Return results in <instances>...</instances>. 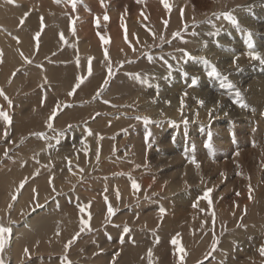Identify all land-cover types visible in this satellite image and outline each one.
<instances>
[{
	"label": "bare ground",
	"instance_id": "obj_1",
	"mask_svg": "<svg viewBox=\"0 0 264 264\" xmlns=\"http://www.w3.org/2000/svg\"><path fill=\"white\" fill-rule=\"evenodd\" d=\"M97 1L101 2V0ZM44 2L41 4L42 6L45 5ZM208 2L212 4L213 0H179L177 3L174 0H169V4L171 6V11L169 12L163 7V4L157 2L156 0L155 11L157 12L154 13V17L156 18L154 27H152L148 22H144V25L147 26V28L149 27L150 30L152 29L151 31L156 33V35L154 34L152 37H149V35L143 33L141 29H137L138 21L129 22V24L135 28L136 33H134L137 35V39L139 41L138 43L135 40V44L137 46L136 51L130 52L128 46H123L124 44L122 45V38L120 39V37H117L115 41L116 43L113 44L115 45L114 48H111L112 55L115 54L119 57V59H121L120 55H122L123 58H128L126 57L127 55L141 51V48L150 44L152 40L154 42V40L158 38L157 34L164 33L167 39V43L156 50L159 53L158 55H154L152 57V60H154L157 65L162 66L159 67L158 70H155V73L158 75L153 81V86L156 87L155 85L157 84L159 85V88L156 87L150 90L153 93L152 96H146L140 93V86L135 87L134 91H131V89L129 91V94H131V96L133 95L136 99L135 101L137 102L138 110L137 115L142 114L149 117L150 121H152L150 124H145L138 128L136 127L135 129H131L127 132L125 131L123 133H119V135H115L112 138L106 137L101 142V140H98V138L96 137V130H102V133L104 134L114 131L117 132V128L119 127L118 125L124 126L126 122H119L117 118L114 117V122L111 123V117L109 116L112 112H109V110H112V108L114 107H110V105H107V103L103 101H101V103L98 102L88 105L86 104L84 106V110H82V113H80L82 115L87 113L90 107L98 108L99 106H101L102 108L108 109L105 112L98 113L99 115H97V120L94 119L95 117L93 118L91 126L96 128L94 131V135L85 134L81 130L82 136L73 140V144L76 142L75 146L78 147L79 153L78 151H75V154L73 153L74 157H69L68 155L63 157L65 154L62 155L61 164L55 162L57 168H55L54 164L53 170L50 169L52 170L51 172L47 169L49 167V163L52 161L47 160L44 170H39L42 174L36 177L33 182L24 185L21 194L19 195L17 200L12 203L13 206L10 209L8 208V205L10 203L8 204L7 201H11V195L7 194L6 192L9 188L13 187V180L15 179L12 177V175L16 173L20 176L22 171H30V167L27 169V167L23 168L21 165L20 167H17V169H15V172L10 171L5 174V179L2 183L5 188V192L4 195H1L3 196V200L0 201V221H5L4 226L11 228V233L5 234L6 238L8 237L6 241V250L4 251L3 255L0 256V259H2L4 263L7 262V264H25V254L22 255L21 253L26 247L29 250L28 253H32L33 250H36L38 248L46 249L47 251L53 248H60L61 243H64L66 237L71 236L75 232L80 230L81 219L88 220L89 226H96L97 224H99L102 217H104L107 213V206L103 205V200H105L103 199L105 195L102 193L104 186H113L116 184L124 185V188L119 191L121 196L120 204L122 205L120 206L119 212L113 218L119 224H113L114 227L112 226V229L109 228L110 232L118 241L127 242L128 244L125 245L126 247H130V243H133L137 245L135 249H138L137 251L134 249L131 250L133 251L131 253L121 252L120 254L123 260L129 259L133 260V263L135 264L141 263V261H143V257L146 258L147 256L144 253V249L149 247L147 246V243H151L155 239H160L162 241H166L167 243V241L171 240L172 237L177 233L180 234L179 238L192 237V227L193 224L198 221V219L203 220L206 229L203 234H201V236L196 239V247L194 249V253H201L203 247L211 245L213 243V240L217 239L220 233L219 230L222 231L224 229L226 230V233L223 236L224 240L235 241L236 239H242L243 241H247L250 244L251 242L254 243L255 241L259 240L260 242L258 244H253L251 251L249 249V256L262 257L260 255L259 249L262 245H264V63H261L260 60L252 59L249 56H246L247 52L249 51L246 45V38L247 34L251 33V42L256 49L255 52L259 53L261 57H264V21H256L254 24H248L247 26H245L244 30L239 31L236 34H233L231 32L229 37L226 36V34H219L216 40L224 37L222 45H219V48H221L219 50L216 49L218 48V45L215 44L216 41L215 43L211 42L210 44L202 45L201 42L205 41L206 39L213 40V38L210 37L211 32H209L208 30L198 29L199 31L196 30L197 33L194 35L191 33V27H185L182 31H179L181 35L183 34L182 38L184 39V41H178L176 38H174L172 33L175 32L176 29L181 25L178 22L180 21L179 19H181V17H179L178 11L179 9L182 10V8L177 4L181 3V5H187V9L195 7L194 9L198 11L197 16L202 18L205 17L204 14L207 15V13L211 10V6H209ZM1 4H5V0H0V10H3L4 8L1 7ZM10 4L7 3L6 5L7 14L10 13L9 8L12 10L16 9L15 6H10ZM21 4H23V2ZM25 4L26 3H24V5ZM104 4L114 15H119L120 12L117 9L111 7L109 0H104ZM250 4L254 5L255 0H251ZM148 6L149 5H147L146 8L142 7L141 12L143 11V13L146 14L149 11ZM49 7L50 9L54 8L52 5H50ZM24 8H26V5L25 7H23V9ZM32 11L33 10H31V12ZM19 12L21 13V15H23L20 10ZM220 13L222 14L224 12ZM37 14L38 16H32V20L30 19L31 26H33L34 29L40 27L38 17H40L42 13L37 12ZM190 14L191 13L189 12V15ZM104 15L105 12L102 13L103 17ZM163 17L168 18V25H165L163 23V21L165 20ZM189 18L186 20H189ZM96 25L99 29L97 32H106L108 26L106 20H101L100 24ZM52 29L53 28L48 31L49 34H51V32H54V29ZM147 30L148 29H146V31ZM19 33L21 32L19 31ZM24 37L22 39H24ZM42 37L44 38V36ZM25 39L27 40V38ZM59 39L60 38H58V40ZM3 40L4 39H2V41ZM148 40H150L149 43ZM7 41L9 42V40ZM30 41L32 42V40ZM54 41V43L56 44V39ZM84 41H87V43L84 45V48H88L92 45L90 44L91 42L88 39L85 38ZM142 41L144 42V44H142ZM13 42H15V40ZM31 42H28L27 44L31 45ZM17 43L19 44L20 41ZM117 43L119 45H117ZM7 44L10 45L9 43ZM23 44L21 45L23 46ZM45 44H47V42ZM97 45H95L94 43V48L89 52L98 57L97 61H100V59L102 61V59L104 58L103 49L106 45H103L102 47L101 39L100 45L98 46L99 48L97 47ZM40 49L44 50V52L46 50L49 51L45 48V46H41ZM78 49L80 51V54H86V58L88 56H92L94 58V55H89L86 52H82L81 47ZM121 49H123V51H121ZM179 49H184L185 51L190 53L192 57L197 59L185 58L183 53L179 51ZM223 50H227V52H224ZM243 50H247L245 54ZM229 52H234V54L236 55L230 54ZM159 56L161 59L159 58ZM7 57L8 56H6V58ZM200 57L206 58L211 65H214L220 73V76H207L206 73L210 70V67L202 60L198 59ZM147 59L148 57L146 56L140 58L137 67L148 66L147 64H150V61L149 59ZM85 60L87 59L83 58V60H81V63L86 62ZM159 60H161L162 63L158 62ZM165 61L167 63H165ZM8 63L10 62L7 61L6 64ZM99 64L100 62L94 66L93 71L95 73L94 75H92V79H90L94 82L95 85L100 83V80H102L103 78V75L101 73L97 74V68ZM169 66H171L170 69ZM59 67L62 66L59 65ZM54 68L55 67L53 65L47 64V68L43 67V69H41L43 71L37 70L36 75H41L43 73L46 75L48 74L49 76L54 75L57 72V69L54 70ZM65 71L67 72L66 68ZM170 72L171 75L169 77H164V74H170ZM0 73H2V71H0ZM185 73L187 75H185ZM23 74L24 73H22V75ZM4 77L6 78V75H4ZM19 77L21 76L19 75ZM57 77L59 76L57 75ZM66 77H68V75ZM193 77H198V83L195 86H190ZM224 77H227V80H225ZM92 81H90L89 84L93 83ZM228 83H231L233 87H228ZM119 84H121V76L120 81L116 86H118ZM116 86L115 81H113L111 83V90L116 91ZM236 91L240 92L241 98L248 105L247 108H241L238 104L233 103V100L236 99ZM184 93H187V95H184ZM154 96L158 97V99H156L155 101H153L152 99ZM29 98L31 99V97ZM182 98L183 107H181ZM197 100H202L203 104H198ZM36 101L34 102L36 103ZM152 102H155L156 105L151 106ZM45 104L48 105L47 103ZM165 105L167 109H165ZM119 114L125 115L124 113ZM158 116H160L162 120L158 119ZM183 116L192 119V124L190 123L191 121L189 122L190 124L181 123ZM89 120H87V122ZM123 120L124 119H122V121ZM174 120L177 121L176 126L172 125ZM106 122L108 123V125L106 124ZM149 131L154 135L156 134L157 140L156 142L154 141L155 143H153V140L155 138H153L152 140V138L150 137L148 141L145 140V134ZM16 134L17 133L15 132L14 135ZM108 139L114 142H110ZM52 140L53 139L51 138V141ZM111 143H114V145H110ZM97 145L99 147L98 149H100L99 152H97ZM54 146H56L58 152L59 149L56 142ZM111 147H114L113 149H116V147L123 148V156L119 158V161L117 158H115L116 154L113 153L114 156L113 154H110L112 151ZM131 151H133L132 154ZM85 152H88V157L86 156ZM83 155H85L86 157L80 160ZM193 157L199 164V168H197L190 162ZM102 158H106V161L105 163L100 164ZM148 159L153 162V169L156 171L155 178L156 182L158 183L155 184H157L156 186L159 185L160 187L159 190L151 189L152 195L157 198H155L156 200L159 201V204H157L156 207L148 206L151 201L149 199L146 200L143 197L135 201L132 199V192L130 193L129 189L126 188V186L131 183V180L134 179L136 173L134 175H129L130 173H121L122 175H117L118 177L113 176V178L111 179H109V177L101 179L100 176H97V172L100 173V171L107 173H116V170L119 169L117 167V164H119L118 166L121 167V170H124L123 168H128L129 170L132 168V166L134 167V165L138 164V171L135 172H142L141 170L144 169V166L142 165H145ZM26 162L29 164V161ZM38 164L39 163H37V165ZM79 164H81L80 166H83V168L79 167ZM60 172L61 174L63 173V175L65 174L66 177L68 176V179L65 180L64 178L65 181L63 179H58L59 177L57 178V174H59ZM221 173H224V175L222 176ZM50 176L52 178L51 184L49 183ZM85 176L88 177L87 179L85 178L86 180L76 184L77 179H83ZM147 179L148 178L144 176L143 180H141L142 182L140 184V194L142 195L143 193H146V190H148L149 182ZM37 184L41 186H38V189L40 187L38 197H36V195L33 196L34 185L36 186ZM98 185L100 186V189H95L96 186L97 188L99 187ZM152 188L155 187L152 186ZM207 188L213 189V191L209 194V197L212 200V208L209 209L208 201L203 200L202 198L198 201V207L194 208L193 203L197 202L198 198H195L193 200V193L197 192L200 195L199 197H202L204 191ZM130 189L132 190V187ZM63 190H66L65 196H60V192H63ZM54 193H56L55 195H59L46 203V197ZM213 193L214 195L212 196ZM237 193H239V195H237ZM108 194V198L110 199V201L108 202H110L112 206L116 200L117 192L114 190ZM35 197L37 198V204H33L38 206L39 209H37L30 215L27 214L22 216L21 212L25 208H28V204ZM62 198H66V200H74L75 203L63 205L61 200ZM89 202L90 206L87 207L83 213L80 212L78 206L89 205ZM250 204L252 205L251 213L247 210ZM66 206L68 207L66 208ZM160 207L166 209V213L163 216V219L159 217L158 210ZM200 209H204V211H200ZM212 210L218 211V214L214 218L211 215ZM242 218L243 223L248 226L247 230L240 228L242 226ZM225 219H230V221L227 226L221 227ZM125 225H127L128 228L129 226H132L133 229H130L128 233H124L123 228ZM158 226L159 230L156 233H152L151 229H154ZM183 226L187 227L188 233L181 236L184 233V231L181 229L183 228ZM142 227L144 228L141 229ZM57 231H59V235H56ZM180 240L184 241L187 239ZM228 246L232 247L233 251L228 250ZM118 247L120 246L118 245ZM223 247L224 251L229 252L230 256H235L246 251V249L244 248H234V245L230 243L228 245L224 244ZM189 255H192V250L189 252ZM98 256H101V254ZM61 257L63 258V255ZM215 260V256L210 259L212 263ZM145 261L146 260H144L143 262ZM145 263L147 264V262Z\"/></svg>",
	"mask_w": 264,
	"mask_h": 264
},
{
	"label": "rangeland",
	"instance_id": "obj_2",
	"mask_svg": "<svg viewBox=\"0 0 264 264\" xmlns=\"http://www.w3.org/2000/svg\"><path fill=\"white\" fill-rule=\"evenodd\" d=\"M82 1L84 2L83 5H82L83 11L85 9V14L81 17V20L83 22H87V20L90 18V15H91V18L89 20H91L92 23L94 24V26L97 27L96 24L99 25L100 21L104 20V17L102 16L103 12L107 13V15L109 17V19L107 20V23H108L107 30H106V32H100V36H104L105 38L107 37V39L109 40V43L106 44L105 48L109 49L110 59L113 62L112 71H113L114 75L109 79V83L103 89V91L101 92V96H99V97L96 96L95 102L94 101L93 102L94 103H98V102L101 103V101L103 100V97L110 98V104L109 105H110V107L111 106L114 107V108H112V110H109V112H112L111 115L109 116V117H111L110 122L111 123L114 122L113 118L115 117V118H117V120L119 122H126L127 123V124L125 123L124 126L123 125L122 126L118 125L119 127L117 128L118 129L117 132L114 131L115 134H110L111 137H108V138H112L115 135H119V133H123L125 131L127 132V131H129L131 129H135L136 127L138 128L140 126L145 125V123L143 122V119L137 120L135 118L136 116L144 117V115H142V114L137 115V112H138V110H137V102L135 101L136 99L134 98V96L133 95L131 96V94H129V91H130V89H131V91H134L135 87L140 86V88H141V89H139L141 91L140 93H142V94H144L146 96H152L153 93L150 90H152V89H154L156 87L159 88V85H157V84L155 85L156 87L153 86V81H154V79H156V76L158 75V74L155 73V70H158L159 67H162V66L161 65H157L154 62V60H152V59L149 60L150 64H147L148 66H146V67H137V65H138V63L140 61L139 59L144 57V56L153 57L154 55H158L159 53L156 50L158 48H161L165 43H167L166 42L167 39H166L164 33H159V34H157L158 38L155 39L154 42L152 40L150 42V44H148L147 46L141 48V51L135 52L134 54L131 53V54L127 55L126 57H128V58H123L122 55H120L121 59H119V57L116 56L115 54L114 55L111 54L112 53L111 48H114L115 45H113V44L116 43L115 41H116L117 37H120V39L122 38V40H121L122 41V45L124 44L123 46H128V49H130L129 50L130 52L133 51V48L137 49V46L135 44L136 41L139 43V41L137 39L138 38L137 35L136 34L133 35V33L135 32V28L133 26H131L129 24V22L138 21V23H137L138 24L137 25L138 28L137 29H141L143 31V33L149 35V37H152L154 34L156 35V33L151 31L152 29L150 30L149 27L147 28V26L144 25V22L146 21L152 27H154V22H155V19H156L154 17V13L157 12V11H155L156 10V4H155L156 0H142L141 3H138L137 0H109L111 7L117 9L120 12L119 15H114L110 10H108V8H107V6L105 4H104V6H102L101 2H99L97 0H82ZM174 1L177 3L179 0H177V1L174 0ZM157 2L161 3V0H157ZM250 2H251V0H213L212 4L210 2H208L209 6H211L210 12H208L207 15L203 13L205 15V17H202V18L197 16L198 15L197 14L198 11L196 9H194L195 7L187 9L188 8L187 5L184 6V5H181V3L180 4L178 3L177 5H179L182 8L183 12H181V9H179V11H178L179 17H181V19H179L180 21H178V22L181 25L179 24L180 26L176 29L175 32H177V31L179 32L180 30L182 31L185 27H191V30H192L191 33L192 34L193 33L196 34L197 33L196 30H198V29L199 30L200 29L201 30L202 29L203 30H208L209 32L212 33L210 37L213 38V40H207L206 39L205 41L201 42L202 45H207V44H210L211 42L215 43V41H216L215 44L218 45V48H216V49L219 50V49H221V48H219V45H222V42L224 41V37L221 36L222 38L221 39H217L218 40V42H217L216 38H218L219 34H226V36L229 37L231 32L233 34H236L239 31L244 30L245 26H247L248 24H254L256 21H264V0H255V4L254 5H251ZM88 4H89V6L90 5L92 6V9L90 10V15L88 14V9H89L87 7ZM147 5H149L148 6V10L150 12L148 11L146 14H144L143 11L141 12V10H142V7L146 8ZM188 10L191 13L190 15H189ZM220 12H224V13L225 12H230L238 20L239 27H236V26L232 25L231 23H229L226 19H224L223 15H222L223 13L221 14ZM82 13H84V12H82ZM140 13H143L144 15L141 16ZM122 15H124L125 26H126V29H127V36H128V42L127 43L125 42V39H124L125 29L121 28V18L120 17ZM180 15H182V16H180ZM191 15H192V18H191ZM211 15H212V17H211ZM137 17H138V19H137ZM144 17H147V19H145ZM163 18L169 22L167 17H163ZM188 18H189V20H186ZM181 27H182V29H181ZM146 29H148V30L146 31ZM154 29H156V28H154ZM234 31H236V32H234ZM161 34L164 36V40L163 41H161L160 38H159ZM180 35H181V33H180ZM180 35L177 36V37H174V38H176L178 41L179 40L184 41V39L182 38L183 34L181 36ZM149 41L150 40H148V43H149ZM231 41H234V40H231ZM86 43H87V41L84 42L83 44L85 45ZM129 44H131V47L129 46ZM142 44H144L143 41H142ZM117 45H119V44L117 43ZM93 48H94V46H93ZM88 50H90L89 47H88ZM255 50L256 49L254 47L253 51H255ZM223 51L227 52V50H223ZM246 51L247 50H243L244 54H245ZM82 52H84V51L82 50ZM140 53H145V55L144 56L140 55ZM230 54H234V52H232ZM234 55H236V54H234ZM246 56H248V55H246ZM159 58H160V56H159ZM94 59L98 60V58H94ZM119 61H126V62H124L122 65H118L117 62H119ZM158 62L162 63L161 60H159ZM96 64H97V62H96ZM129 73L139 74L140 80L133 79L130 75H128ZM101 74L103 75V78L101 80V84H102L103 80L105 79V77L107 75L106 65L101 67ZM57 75H58L57 73L54 74L53 80L58 79ZM170 75H171V72H170V74L169 73L164 74V77H166V76L169 77ZM120 76H121V84L116 86L118 84V82L120 81ZM161 77H162V75H161ZM88 80H90V78H88L86 81H88ZM143 80H146L147 83H142L141 81H143ZM113 81H115V86H116L115 90L116 91L111 90V83ZM126 87H128V88H126ZM126 89H127V91H126ZM110 92H113V93H110ZM152 99H153V101H155L156 99H158V97L154 96ZM131 101L133 103L134 102L135 103L133 104ZM2 102H4L3 103L4 104V108L5 107L8 108V103L6 101H2ZM86 104L87 105L88 104H92V102H89V103L85 102L84 106ZM155 105H156L155 102L151 103V106H155ZM4 108H2L3 111L5 110ZM92 108L93 107H91L92 111H96V110L98 111V109H100L99 113H102V112H105V111L108 110V109L106 110L105 108H102L101 106H99L98 108L94 107L95 109H92ZM165 109H167L166 105H165ZM119 113H124L125 115H123V114L120 115ZM94 117H92L91 120H89L85 124L80 123V124H73V126H71V128L68 131H70V133L72 132V134L74 135L73 136L74 139H72V137H69L70 136L69 133L66 132L67 138H66L65 141H62L61 140V135H59L57 133L55 134L56 138L55 139L52 138L53 139L52 141L49 138H47L46 140L40 141V145H39L38 149H40L41 151H39V150H36V151H38L40 154H42V160L45 161V163H46L47 160H51L52 162H50L49 165H51V169H52L54 164H55V168H57L56 163L61 164L62 155L65 154L63 157H65L66 155H68L69 157H74L75 151L76 152L78 151V147L75 146L76 142L74 143V145H71V143H73L72 140H75V139L80 138L82 136L81 130L85 134H89L88 130L91 129V135H94V131H95L96 128L92 127L91 124H92L93 118L95 120H97L98 116L95 115ZM128 117H130V118H128ZM158 117H159L158 119L162 120L160 116H158ZM122 119H124V120L122 121ZM185 119H187V120H185ZM127 121H129V122H127ZM185 121L187 123H189L191 121L190 123L192 124V119L183 116L181 123H185ZM176 123H177V121L174 120L172 125L176 126ZM106 124L108 125L107 122H106ZM88 126H89L90 129L88 128ZM53 131L54 130L51 129V131L49 133H51ZM63 133H65V132H63ZM96 133L97 134L98 133H102V130H99V131L96 130ZM106 135H107V133L106 134L102 133L101 142H102V140L104 138H106ZM108 135H109V132H108ZM151 138H152V140H153V138H155L153 140V143H155L156 140H157L156 139V134L154 135L153 133H151ZM81 141H83V140H81ZM47 142L49 144H52L51 145L52 147L50 146V147H47V149H46L45 146H46ZM55 142H57V143L60 142V145H61L60 146L58 144V149H59L58 152H57L56 146H54ZM111 144H113V143H111ZM98 148L99 147L97 145V149ZM113 148L114 147H111L112 151L110 150L111 151L110 154H113V153L116 154L115 158H117L118 161H119L120 160L119 158H121L123 156L122 155V153H123L122 149L123 148H121V147H119V148L116 147V149H113ZM70 149H72V150H70ZM1 150H4V148H1ZM48 151H49V153H48ZM99 151H100V149H99ZM78 153H79V151H78ZM132 153H133V151H131V154ZM48 154L50 156L49 158L47 156ZM85 154H86L87 157L89 156L88 152H85ZM114 154H113V156H114ZM53 156H55V157H53ZM86 156L83 155L80 158V160H82ZM31 159H32V157H30L28 155L19 154L18 156L15 157V162H14L15 163V165H14L15 167L14 168L17 169V167H20L21 164L24 161H30ZM102 160H104V161H102ZM105 161H106V158H102L101 161H100V164L105 163ZM148 161H147V163L145 165H142V166H144V169L141 170L142 172H140V171L139 172H135V171H138L137 170L138 169V164L134 165V167L132 166V168L129 169V170H128V168L127 169L123 168L124 170H121V167L118 166L119 164H117V167L120 169V170L118 169L119 171L116 170L117 174L115 172L107 173V172L100 171V173L97 172V174H98L97 176H100L101 179L108 178V177H109V179H111V178H113V176L116 177L117 175L118 176L122 175L121 173H123V174L124 173L125 174H129L130 173L129 175H131V174L134 175L136 173L135 176H134V179L137 181V183L139 185L141 184V182H142L141 180H143L144 176L147 177L148 178L147 180L149 182L148 183V190L149 191L146 190L145 191L146 193H143V195L140 194V189H139V191H136L134 193V190L130 189L131 188V185H130L131 183L129 185H127L126 188L129 189L130 193L132 192V197H133L132 199L134 201L143 197L146 200L149 199V200L152 201V202L150 201V204L148 206L156 207L157 204H159V201L156 200L157 198L152 195L151 191L153 189L154 190H159L160 187H159V185L156 186L158 183L156 182V178H155L156 171L153 169V162H151L150 159H148ZM80 165L81 164H79V167L83 168V166H80ZM135 166H137V167H135ZM144 171H146V172H144ZM147 171L150 172V173H148ZM57 175H58L57 178L59 177L58 179H61V180L62 179L64 180V178H65V180L68 179V176L66 177V175L65 174L63 175V173L61 174V172L59 174H57ZM85 178L87 179L88 177L85 176L83 179H77L76 182L77 183L83 182L84 180H86ZM155 183H157V184H155ZM123 186H124L123 184H118V185L116 184V185H113V186H111V185L107 186L106 185V186H104V189H103L102 193L105 196H107V198H108V195H109L108 193H110L111 191H114V190L116 192H117V190L121 191V189L124 188ZM152 186L155 187V188H152ZM3 188H4V186H3ZM10 189L11 188H9L8 190H10ZM95 189H100V186L98 188L96 186ZM65 191L66 190H63V192H60V196H65ZM20 194H21V191L19 193H17V195H18L17 197H19ZM36 194H38V193H36ZM36 194L34 192L33 196L36 195ZM58 195L59 194L55 195L54 198L57 197ZM213 195H214V193L212 194V196ZM199 196L200 195L197 192L196 193L194 192L193 195H192V198L194 200L195 198H198ZM119 197L121 198L120 193H119ZM120 198L117 199V195H116V200H115V202L112 205L113 209H115L116 211H115V214L111 217L110 221L106 222V216H107L106 215L107 213H106L105 216L102 217V219H101L99 224H97L96 226H89L91 228V231H88L87 229H85V231L80 234L79 238L73 244H71L70 247L67 250L64 248V244L65 243H63V244L61 243L60 248H57V249L53 248V249H49L48 251L46 249L38 248L36 250H33L32 253H28L27 254L28 256L25 255V259H24L25 264H55V263L65 264V259H67V261H70L71 264H83V263L84 264H89V263L90 264H120V263L121 264H135V263H133V260H129V259H124L123 260L120 253L121 252L122 253H124V252L131 253V252H133V251H131L133 249L137 251L138 249H135L137 247V245L133 244V243H130V247H126L125 245L128 244V243L125 242V241H121V242L118 241L115 238V236H113L111 234L110 229H109V228L112 229L113 224L114 225L119 224L113 218L119 212L120 206L122 205V204H120ZM36 199L37 198H33L31 200V202L28 204V207L31 206L30 210H28L26 213L23 212L24 214L21 212L23 215H27V214L30 215L33 212H35L37 209H39V207L35 205V204H37ZM61 200H62L63 205H68V204H71V203H75L74 200H66V198H64V199L62 198ZM108 201H110L109 198H108ZM33 203H35V204H33ZM104 203H105V200H103V205H106L108 207V204H104ZM108 203H110V202H108ZM129 203H131V202H129ZM67 207L68 206H66V208ZM247 210L251 213V211H252V205L251 204L249 205ZM213 213H214V217H215L218 214V211L212 210V212H211L212 217H213ZM229 221H230V219H225L223 221L221 227L227 226ZM1 223H3V224H1ZM241 224H242V226L239 224L241 226L240 228H242L244 230H247L248 226H246L243 223V218H242ZM0 225L4 226L5 225V221L4 220H3V222L0 221ZM143 228L144 227H142L141 229H143ZM129 229H133V227L129 226ZM181 229L184 231V233L181 236H183L186 233H188V230H187L186 226H183V228H181ZM205 229H206V227H205V223H203V220L202 219H198V221H196L195 224H193V227H192L193 236L190 237V238H179V239H187V240H184V241L180 240V242H181L180 246L183 247V249L186 252V255H184V253H181V252L177 251V247L171 243V240L167 241V243H166V241H162L160 239H155L153 242L147 243V246H149V247L144 249L145 250L144 253L147 256H146V258L143 257V261L146 260L145 262H147V264H198V262H200V264H264V257H257L256 256L257 257L256 258L254 256L253 257L249 256V253H250V251H251V249L253 247V244L254 243L258 244L260 242L258 239H257L258 241H255L254 243L251 242V244L249 242H247V241H243L242 239H236L235 241L224 240L223 236L226 233V230H224V229L222 231L219 230L220 233H219L217 239H215L217 241V245H216L214 250L212 248V244H213L212 243L211 245H207L206 247H203L201 253L200 252L197 253V254L194 253V249L196 247V244H195L196 243V239L198 237H200L201 234H203ZM158 230H159V226L155 227L154 229H151V232L152 233H156ZM7 238H6V241H7ZM111 238H112V240H111ZM229 243L233 244L234 248H238V249L244 248V249H246V251L242 252V253H240L238 255H235V256H230L229 252L224 251V249H223L224 248L223 245L224 244L228 245ZM118 245L120 247H118ZM164 248H165V250H164ZM149 249H151L152 253H153L151 257L148 256V250ZM166 249H167V252H166ZM249 249H250V251H249ZM5 250H6V243H5V247H4L3 252H0V256L3 255ZM108 250H109V252H108ZM168 250H170V251H168ZM191 250H192V255L193 256L189 255V252ZM228 250L233 251V248L228 246ZM164 251H165V253H164ZM117 252L119 253V255L115 257V260H113L114 254L117 253ZM216 252H217V254H216ZM21 254L24 255V251H22ZM100 254H101V256H98ZM62 255H63L64 259L61 257ZM182 255L184 257L183 261L180 260V257ZM214 256L216 257V260L212 263L210 261V259L212 257H214ZM143 261H141V263H139V264H146ZM4 264H7V262H5Z\"/></svg>",
	"mask_w": 264,
	"mask_h": 264
},
{
	"label": "crops",
	"instance_id": "obj_3",
	"mask_svg": "<svg viewBox=\"0 0 264 264\" xmlns=\"http://www.w3.org/2000/svg\"><path fill=\"white\" fill-rule=\"evenodd\" d=\"M22 2H23V4H21ZM27 2H29L30 4ZM43 2H44V0H29V1L15 0L16 4L15 3H11V4L9 3V4H10V6H15L16 11L14 9L12 10L9 8L10 13H8V14L6 13V7H7L6 5L8 3L7 0H5V4H1L2 5L1 7H3L4 9L3 10L1 9L2 11L0 10L1 11L0 12V18H1L0 19V31H1L0 32V39L2 38L4 40L3 41H2V39L0 40V54H2V55H0V71H2V73H0V89H3L5 94L11 99L12 105L9 106V104H8V108L7 107L4 108V104H3L4 102H2V101H6V100L3 97H0V110H2V108H4L5 109L4 111L11 118V122L6 123L3 120V118L0 117V135H1V137H0V178H1L0 179V199L1 200L0 201L3 200L2 199L3 196H1V195H4V192H5V189L3 188V184H2L3 180L5 179V174L7 172H10V171L15 172V168H13V167H15L14 162H15L16 156H18L19 154H23V155H28V156L32 157L33 159H31L29 161V164L26 161H24L21 164L23 168L27 167V169H28L30 167L29 168L30 171L29 170L27 172L22 171L20 176L16 173L14 174L15 176L12 175V177L15 179V180H13L14 184H13V187L7 191V194H9L11 196L13 194L17 195V191H15V190H17L21 180L27 178V183L33 182L34 179L41 174V171H39V170L40 169L44 170L45 162L42 160V154H40L38 151H36V150L41 151L40 149H38L39 145H40V141L46 140L47 138L55 139L56 133L61 135L62 141H65L67 138L66 132L69 133V135H70L69 137H72V139H74L73 138L74 135L72 134V132L70 133V131H68L71 128V126H73V124H80V123L84 124L85 122H87V120L91 119L92 117L97 115V113L100 112V109H98V111L97 110L92 111L90 109L91 108L90 107L89 111L87 113H85L83 115L80 114V113H82V110H84L85 102H87V103H89V102L94 103L95 102L96 91L101 85V80H100V83H98L97 85H95L92 80L86 81L88 78L92 79V75L95 73L94 71H92L91 76H89L85 80V82L81 85L80 88L77 89V91L75 92V94L73 96H68V94H67L69 91H71V88L75 84L76 77L78 75L87 76L88 61L85 60L86 62L81 63V60H83V58L87 59L85 57L86 54L85 53L80 54V51L78 48L81 47V49L84 52H86L87 54L94 55V54L90 53L89 51L92 50L94 43H95V45L98 44L97 47L100 45V32H97L99 29L96 26H94V24L92 23L91 20H89L91 18L90 10L92 9V6L91 5L89 6V4H88V6H87L89 8L88 14L90 15V18L89 19L87 18L88 19L87 22H83L81 20V17L85 14V9L83 11L82 5L84 2L82 0H76L75 8H73L71 0H68V1L67 0H65V1L60 0L59 3H56L55 0H45V2H44L45 5L43 4L44 6H42L41 4ZM24 3H26L25 4L26 8L23 9V7H25ZM50 3H52V4H50ZM54 3H56V4H54ZM19 4H21L22 6ZM48 4H49V6L52 5L54 8L50 9ZM36 7H38V8H36ZM39 7H40V9H39ZM30 8H31V10H33L32 12H31ZM49 9H50V11H49ZM19 10L23 13V15L25 12L29 13V15L25 18V24H23V25H20V18L23 15H21ZM35 10H36V12H35ZM15 12H16V14H15ZM37 12L42 13V15L40 17H38L39 23H40V18L44 17L43 18L44 25L46 26V27H44L42 34H41L42 36H44V38L42 36L39 38V48L38 49L36 48V41L33 39V36H34V33L37 30H39L40 27H38L37 29H34V27L31 26V23H30L32 20V16H35V17L38 16ZM82 12H84V13H82ZM17 14L20 16H18ZM4 15H5V17H4ZM11 16H12V18H11ZM29 17H31V18H29ZM27 18H29V19H27ZM9 20H11V21H9ZM70 21L73 22L72 27L75 29V34H73V32L70 30V27H69ZM13 22H14V24H13ZM56 22H58V23H56ZM60 25H62V26H60ZM8 26H10V27H8ZM39 26H40V24H39ZM49 26H50V28H49ZM51 28L54 29V32H51V34H49L48 31ZM2 29L4 30V32ZM15 29H17V30H15ZM33 29H34V31H33ZM56 30L59 32H57ZM19 31L21 33H19ZM60 33L64 34V37H65L64 41H61L60 39L58 40ZM23 37H24V39H22ZM70 37H72V38H70ZM25 38H27V40ZM29 38H31V39H29ZM85 38L86 39L88 38V40L91 42L90 44H92L91 46H89L90 50H88V48H84L83 43L86 42V41H84ZM97 38L99 41L97 40ZM13 39L15 40L16 43L13 42L14 41ZM55 39H56V44L54 43ZM5 40H6V42H5ZM7 40H9V42ZM30 40H32L33 43ZM11 41H12V43H11ZM18 41H20L19 44L17 43ZM27 41L31 42V45L27 44L28 43ZM41 42H43L44 44ZM46 42H47V44H45ZM7 43H9L11 45V47ZM14 44H16V45H14ZM21 44H23L24 47ZM4 46H5V48H4ZM41 46H45V48L48 49L50 52L47 50L44 52V50L40 49ZM20 48H21V50H20ZM22 48H23V50H22ZM25 49L26 50L29 49V50L26 51ZM22 51H24L23 52L24 55H26V54L28 55V57L32 61V63H25L24 62V60L22 59V57L19 54ZM40 52H41V55H40ZM77 55L79 56L80 63H81L79 66H77V64H76ZM6 56H8L7 57L8 59L6 58ZM39 56H41V57H39ZM80 57H82V58H80ZM95 57L96 56L94 55V58ZM5 58H6V60H5ZM96 58H98V57H96ZM9 59H11V60H9ZM103 59H102V61H103ZM96 60L97 59H93L92 68L94 70V66H95L96 62L97 63L100 62L99 66L97 68V74H100L101 73V67L104 66L105 64L101 62V59H100V61H96ZM7 61H9L10 63L6 64ZM11 62H12V64H11ZM47 64L53 65L55 67L54 70L57 69L56 73L59 76L58 79L53 80L54 75H51L52 76L51 77L48 74L46 75L44 73H43L44 75L43 74H41V75L37 74L36 75V73H37L36 71L43 69V67L47 68ZM57 65H58V67H57ZM59 65L62 67H59ZM70 66H71V69H70ZM65 68H66L67 72L65 71ZM41 71H43V70H41ZM19 72H20V74H19ZM13 73H15V75H13ZM22 73H24V74L22 75ZM4 75H6V78L4 77ZM19 75L21 77H19ZM67 75H68V77H66ZM44 77H47L48 83L46 85L43 83ZM90 81H92L93 83L89 84ZM11 83H13L14 85ZM93 86H94V88H93ZM9 88H11V89H9ZM24 93H25V95H24ZM29 97H31L32 100ZM42 98H46L43 105H41V99ZM26 100H27V102H26ZM29 100H30V102H29ZM36 100H38V101H36ZM105 100L109 101V103H107V105H109L110 104V98L103 97L102 101L104 102ZM34 101H36V103ZM57 102H60V111L58 112L57 117H55L51 121V123L53 124V127L48 128L47 123H46L47 117L49 116V114L51 113V110L57 104ZM45 103H47L48 105H46ZM66 103L71 105V106L65 107ZM21 106H22V108H21ZM92 109H94V108H92ZM15 113H17V114H15ZM19 119H20V121H19ZM88 128H89V126H88ZM51 129L54 131L49 133L51 131ZM5 132H7V135H5ZM15 132L17 133L16 135H14ZM63 132H65V133H63ZM35 133H41L42 137L35 135ZM98 134H100L99 137L102 136V133H98ZM110 134H115V132H109V135L107 133L106 137H111ZM100 140H101V138H100ZM108 140L111 142L110 139H108ZM60 142L59 143L56 142V143L60 144ZM112 142H114V141H112ZM51 145L52 144H49L47 142L45 148L47 149V147H50ZM71 145H74V144L71 143ZM110 145H114V143L110 144ZM1 146L5 147L4 150H1V148H2ZM5 150H7V152H8L7 156L4 155ZM47 156H48V158L50 157L49 154ZM40 160H41V162H40ZM35 161H36V163H35ZM37 163H39L42 167L39 164L37 165ZM50 169H51V165H49L47 170L51 172L53 170V168H52V170H50ZM34 172H38L39 174L34 176L33 175ZM16 176L19 178H17ZM76 184H77V182H76ZM38 186H40V185H38V184L36 186L34 185L35 193H38L40 190L41 186L39 187V189H38ZM22 189L20 191H22ZM55 194L56 193L47 196L45 202L47 203V202L51 201L54 198ZM37 196H38V194H36V197ZM7 202H8V204L9 203L12 204L14 201L11 200L9 202V200H8ZM30 208H31V206L28 208H25L23 210L24 213L27 212L28 210H30ZM23 211H22V213H23ZM23 214H22V216H24ZM71 236L66 237L65 238L66 240H64V243H66L71 238Z\"/></svg>",
	"mask_w": 264,
	"mask_h": 264
},
{
	"label": "snow or ice",
	"instance_id": "obj_4",
	"mask_svg": "<svg viewBox=\"0 0 264 264\" xmlns=\"http://www.w3.org/2000/svg\"><path fill=\"white\" fill-rule=\"evenodd\" d=\"M8 3H14L15 0H7ZM56 3H59L60 0H55ZM72 2V5H73V8H75L76 6V0H71ZM138 3H141L142 0H137ZM161 3L163 4V7L167 10V11H171V6L169 4V0H161ZM101 5L104 6V0H101ZM181 12H183V10H181ZM29 15L28 12H25L24 15L20 18V25H23L25 23V18ZM141 15L143 16L144 14L141 13ZM224 19H226L229 23H231L232 25L236 26V27H239V23H238V20L236 19L235 16H233L230 12H225L222 14ZM145 19H147V17H144ZM109 17L107 15V13H105L104 15V20H108ZM163 23L165 25L168 24V21L167 20H164ZM72 24L73 22L70 21L69 22V27H70V30L73 32V34H75V29L72 27ZM45 25H44V20H43V17L40 18V28L39 30H37L35 33H34V36H33V39L36 41V48L38 49L39 48V38L41 37V34H42V31L44 29ZM121 28L125 29V36H124V39H125V42L127 43L128 42V36H127V29H126V26H125V19H124V15L121 16ZM195 35V33H193ZM212 34V33H210ZM133 35H135V33H133ZM172 35L174 37H177L180 35V32H173ZM59 38L61 41H64L65 40V37H64V34L63 33H60L59 34ZM160 40L163 41L164 40V36L161 34L160 35ZM100 39L102 41V47L103 45H106L109 43V40L106 39L104 36H100ZM19 42V41H18ZM66 42V41H65ZM246 45L249 49V51L247 52V55L252 58V59H256V60H260L261 63H264V57H261L259 53L255 52V51H252V49L254 48V45L253 43L251 42V33H248L247 34V38H246ZM129 46L131 47V44H129ZM121 51H123V49H121ZM133 51H136L135 48H133ZM179 51H181L184 55L185 58L187 59H197V58H194L190 55V53H188L187 51H185L184 49H179ZM20 56L22 57V59L24 60L25 63H32V61L29 59L28 56H25L23 52H20L19 53ZM2 55V54H0ZM140 55H145V53H140ZM103 61H101L102 63H104L106 65V68H107V75L105 77V79L103 80V83L100 85V87L97 89L96 91V96H100L101 95V92L103 91V89L108 85L109 83V79L114 75L113 71H112V66H113V62L111 61L110 59V52H109V49L108 48H104L103 49ZM93 57L89 56L87 57V61H88V68H87V76H84V75H78L76 77V82L75 84L72 86L71 88V91H69L67 94L68 96H73L75 94V92L77 91L78 88L81 87V85L85 82V80L91 76L92 74V71H93V68H92V61H93ZM149 60L152 59V57H148ZM200 60H202L205 64L209 65L210 67V70L207 71V76L209 77H219L220 76V73L218 72V70L216 69V67L214 65H211L210 62L204 58V57H200L198 58ZM124 62L126 61H119L117 62L118 65H122ZM165 63H167L165 61ZM234 63H235V60H234ZM76 64L77 66L80 65V59H79V56L77 55L76 57ZM171 68V66H169V69ZM13 75H15V73H13ZM128 75H130L133 79H136V80H140V76L139 74H133V73H129ZM185 75H187L185 73ZM225 80H227V77H224ZM142 83H147L146 80H143L141 81ZM43 83L46 85L48 83L47 81V77H44L43 79ZM198 83V77H193L192 78V81H191V85L190 86H195L196 84ZM224 86V85H222ZM228 87H233V85H231V83H228L227 85ZM184 95H187V93H184ZM0 97H3L9 104V106L12 105V101L11 99L5 94L4 90L3 89H0ZM235 97L236 99L233 100V103H236L238 104L241 108H247L248 105L243 101V99L241 98V94L239 91H236L235 93ZM95 98V97H94ZM45 99L46 98H42L41 99V105L44 104L45 102ZM105 103H109V101L105 100L104 101ZM197 103L198 104H203V101L202 100H197ZM71 105L69 104H65V107H70ZM181 107H183V98L181 99ZM60 111V102H57V104L53 107V109L51 110V113L49 114V116L47 117V127L48 128H52L53 127V124L51 123V121L57 117L58 115V112ZM97 115H99L97 113ZM0 117L3 118V120L6 122V123H10L11 122V118L9 117V115L3 111V110H0ZM137 120H140V119H143V122L147 125V124H150L152 121H150L149 117L147 116H144V117H135ZM158 123V122H157ZM185 123H187L185 121ZM89 134L91 135V130H88ZM5 135H7V132H5ZM35 135H38V136H41L42 137V134L41 133H35ZM151 137V132H146L145 134V140L148 141L149 138ZM97 138L100 139L101 137H99V134H97ZM97 152H99V149H97ZM5 156L8 155V152L7 150H5V153H4ZM190 162L195 165L197 168H199V164L197 163V161L195 160V158L193 157ZM39 173L38 172H34L33 175H38ZM221 175L223 176L224 173H221ZM27 183V178L23 179L20 181V184L17 188V193L20 192V190L24 187V185ZM49 183L51 184L52 183V178L50 177L49 178ZM131 187L132 189L134 190V193L136 191H139L140 189V185L137 183V181L135 179H132L131 180ZM33 191L35 192V189H33ZM213 191L212 188H207L204 193H203V196L202 197H198V200L197 202H194L193 203V207H198V201L199 199H203V200H206L208 201V207L209 209L212 208V200L210 199L209 197V194ZM237 195H239V193H237ZM17 195L16 194H13L11 196V200L12 201H15L17 199ZM119 191L117 190V199H119ZM105 199V203L108 204V207H107V216H106V222L110 221L111 217L115 214V209H113V207L111 206L110 203H108V198L107 196L104 197ZM13 205L10 203L8 205V208L10 209ZM90 206V202H89V205H79V211L80 212H84L85 209L87 207ZM200 211H204V209H200ZM159 216L161 219H163V216L165 215L166 213V209H164L163 207H160L159 210ZM213 218H214V213H213ZM89 219H90V214H89ZM80 224H81V227H80V230L75 232L71 238L65 243L64 245V248L67 250L71 244H73L80 236V234L82 232L85 231V229H87L88 231H91V228L89 227V221L88 220H85V219H81L80 220ZM130 231V229L128 228L127 225L124 226L123 228V232L124 233H128ZM11 233V228H8V227H4L2 225H0V252H3L4 250V246H5V243H6V237H5V234H10ZM59 231H57L56 235H59ZM180 234L177 233L175 236L172 237L171 239V243L173 245H175L177 247V251L181 252V253H184V255H186V252L185 250L183 249V247L180 246ZM158 242V241H157ZM217 245V241L214 239L213 240V244H212V248L213 250L215 249ZM29 252L28 248L26 247L24 249V254L27 255ZM259 252H260V255L262 257H264V245H262L259 249ZM152 250L149 249L148 250V256L151 257L152 256ZM119 253H115L114 254V257H113V260H115V257L118 256ZM183 255L180 257V260L183 261ZM0 264H4L3 260L0 259ZM65 264H71L70 261H67V259H65ZM198 264H200V262H198Z\"/></svg>",
	"mask_w": 264,
	"mask_h": 264
}]
</instances>
